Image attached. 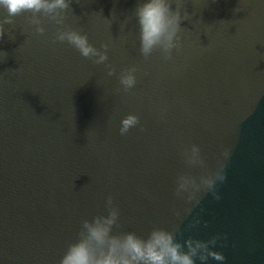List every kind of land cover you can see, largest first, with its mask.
Returning <instances> with one entry per match:
<instances>
[{
  "label": "water",
  "instance_id": "water-1",
  "mask_svg": "<svg viewBox=\"0 0 264 264\" xmlns=\"http://www.w3.org/2000/svg\"><path fill=\"white\" fill-rule=\"evenodd\" d=\"M136 5L70 6L66 23L97 48L110 45L113 76L67 43L53 44L58 26L47 18L44 34L35 32L30 14L5 25L0 264H60L82 221L106 214L109 194L120 209L115 231L146 236L153 226L170 228L183 205L174 194L177 173L200 171L186 168L180 155L193 144L210 167L223 148L231 158L221 199L205 196L193 213L201 223L190 227L188 217L177 238L219 233L215 250L225 255L223 264H264V4L188 0L190 18L181 23V48L170 61L159 50L141 55ZM131 66L138 69L135 88L117 92L119 72ZM129 113L140 124L122 136L120 121Z\"/></svg>",
  "mask_w": 264,
  "mask_h": 264
},
{
  "label": "clouds",
  "instance_id": "clouds-1",
  "mask_svg": "<svg viewBox=\"0 0 264 264\" xmlns=\"http://www.w3.org/2000/svg\"><path fill=\"white\" fill-rule=\"evenodd\" d=\"M75 2L80 3L81 0ZM259 2L264 4V0ZM72 3L73 0H0V40L6 34L5 25L14 24V18L21 14H30L28 22L35 26L37 34L46 32L42 17L47 18L58 26L51 38L53 44L67 43L82 57L91 59L97 65H105L107 75L113 76L116 69L106 63L110 45L103 43L97 48L89 41L87 33L66 23ZM186 3L188 0H137L134 16L139 35V51L145 59L159 50L162 58L170 61L174 50H180V33L183 31L181 23L190 18ZM93 15L103 16L102 13ZM78 20V17L73 16V22ZM126 26L127 22H122L121 28ZM8 35L13 38L11 32ZM3 55L0 53V61ZM137 71L136 66L123 68L118 76L121 87L116 91L129 92L134 89ZM139 124L140 118L137 115L127 114L120 121V135H126ZM180 155L186 168L200 171L198 175L191 171H181L175 177L174 194L183 201L180 208L174 209L176 223L170 228L153 226L146 236L135 231H115L121 228L120 209L114 203L113 195L109 194L104 204L106 214L100 213L91 220L82 221L78 238L68 244L60 264H197L198 261L199 264H209L211 260L223 264L226 261L225 255L215 250L221 241V234L212 235L207 240L189 236L181 241L177 237L182 235L181 224L188 217H192L190 227L201 223L199 214L193 213L201 206L205 196L210 194L215 200L221 199L218 187L227 179L231 149L223 148L216 156L215 165L211 167L196 144L183 148Z\"/></svg>",
  "mask_w": 264,
  "mask_h": 264
}]
</instances>
